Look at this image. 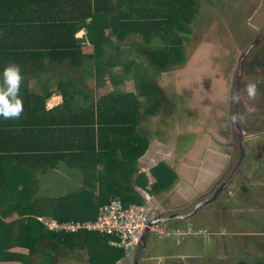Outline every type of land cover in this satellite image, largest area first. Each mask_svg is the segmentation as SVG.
<instances>
[{"label": "trees", "instance_id": "obj_1", "mask_svg": "<svg viewBox=\"0 0 264 264\" xmlns=\"http://www.w3.org/2000/svg\"><path fill=\"white\" fill-rule=\"evenodd\" d=\"M40 2L44 4L45 1L0 0V69L9 63L19 64L25 78L21 117L0 120V199L9 196L17 199L9 212L1 213L8 217L27 214L36 220L45 214L59 223L86 221L96 218L99 207L108 202V194L127 206L142 204L149 195L167 190L169 168L164 163L150 169L154 178L150 185L144 173L136 175L138 187L146 196L126 183L135 172L134 162L144 152V138L137 128L142 114L135 102L141 96L150 102L145 107L148 116L157 115L166 104V96L156 83V77L186 62L184 39L178 28L195 16L194 1L191 0L193 9L187 18L182 14H168L162 15L159 22L151 14H138L136 19L124 14L115 16L116 27L114 22L111 27L106 15L93 13L91 0L86 9L79 12L58 13L55 9L38 12L28 8L31 5L38 7ZM46 2L47 7L54 8L53 0ZM82 27L86 29V35L81 41L76 33ZM130 35L133 37L127 40ZM113 37L117 44L109 53L104 43ZM123 42L125 44L120 45ZM87 43L93 46V53L84 50ZM123 51L136 53L143 59V64H132V60H127L126 67L135 71V75L128 77L129 81L132 78L135 82L131 92L118 90L115 85L124 81L112 74L110 81L114 86L106 87V71L110 74L115 65L109 59L118 58L119 54L124 56ZM87 74L94 77L96 101L92 99L93 89L87 83ZM30 77L38 83L41 92L30 90ZM53 82L63 101L46 109L44 100L55 92ZM41 96L43 99L39 98ZM32 97H38L40 101L33 103ZM171 110L172 107L166 108L165 117ZM55 160V165L64 161L65 166L84 173L94 171V182L90 183L92 176L88 180L86 173L87 179L78 190L56 198L36 197L34 194L39 190L37 173L52 169ZM108 178L115 183L104 186ZM2 180L5 184H1ZM25 221L37 222L32 217L24 220V224ZM2 226L5 230L0 232V246L4 240L12 239L11 232L6 231L7 224ZM39 226V230L45 227L42 223ZM45 228L51 237L68 235L65 231ZM71 236L82 242L81 247L89 248L93 262L100 259L109 239L107 235L87 230ZM13 238L19 245L25 244V240L31 252L38 248V236H29L24 230H19ZM107 247L111 264L125 254L109 244Z\"/></svg>", "mask_w": 264, "mask_h": 264}, {"label": "crops", "instance_id": "obj_2", "mask_svg": "<svg viewBox=\"0 0 264 264\" xmlns=\"http://www.w3.org/2000/svg\"><path fill=\"white\" fill-rule=\"evenodd\" d=\"M44 4L40 2L38 7H35L34 5H31L32 11H46V10H51L55 9L58 11V13H69L70 11L76 10L79 12L80 10L84 11L86 9V6L89 2V0H53V5L54 8L47 7V2L44 0ZM194 2V7L196 9V13L194 17H191L190 21L184 26H179V30L182 31L180 32L181 37L184 39V46L186 50V43L190 42L192 39V31L195 29H198L200 31L205 32L204 38H202L203 44L200 45V47L203 46H211L208 45L207 43L210 41H214V44L218 45L220 49L217 51L221 57H226L227 59H231L230 62H241L242 60H249L251 57H253V62L257 63L253 65L252 69L248 73H242V79L240 82L237 81V95L242 96L245 95V99H242V101L238 102V112L242 110V115L245 117V123L249 126L250 129L248 131L242 130L239 121H238V115L236 113V120L237 123L240 126V132L242 135L241 138L236 137V135H229L230 139H228V142H226L225 139H227L226 136L224 135H213L217 136L216 141L214 139H203L204 137H200L197 140H201L198 144L202 146H199L198 153L197 150L195 149L194 155H192L193 151L186 152L187 156L191 155L193 156V160L197 161V156L200 157L203 155H208L210 153L211 156L217 155V154H224L225 157L227 156V153L222 151L223 148H228V151L232 147V150L229 151V157H233L234 155L236 157H241L242 163L241 166L238 169V175H244L243 176V181L241 183L238 182L236 184L235 189L230 191L228 189L227 193H229L230 201L227 203H224L221 207L217 208L215 213L219 217V222H221L220 226L221 229L220 231L222 232H216L217 234H228L230 237H232L234 242L240 243L241 240L240 238L243 236H247V239H250L249 237H252L256 235L252 231L262 229L260 231V235L262 238H264V183L259 184L258 186L255 185H250V176H251V171H248V168L246 169L247 165L246 163L251 162L250 167L252 166L255 172L261 173L264 171V32L260 33L256 31L249 32L247 35L250 37L245 39L241 36L240 34V23L243 19H245L244 15L242 14L245 11L248 10L249 14L252 15L255 10L259 12L258 16H253L251 18V26L252 30H262L264 29V0H193ZM91 9L93 13L99 14V15H106V20L109 22L111 21V27L112 23L114 22V27H116L117 22L115 16L117 15H130L132 18L130 19H136L135 17L138 14H151L152 17H157V21L161 22L162 15H168V14H182L184 17L188 16L190 12L192 11L193 7H191V0H91ZM256 12V11H255ZM263 13V14H261ZM187 18V17H186ZM250 18V16H249ZM91 18H88V20ZM103 19V20H105ZM176 22L174 21L173 26L175 27ZM113 27V28H114ZM108 29V26H106ZM83 32V36L86 35V29L84 27L80 28L78 32L76 33V36L80 35V33ZM194 33V31H193ZM259 34V35H258ZM258 35V36H257ZM133 36H128L127 40H130ZM108 40V39H107ZM114 44H117V40L115 37L112 38ZM194 40V39H193ZM107 43V41H106ZM125 43H120V45H124ZM87 45H91L88 44ZM250 48V49H249ZM250 50L252 51V54L248 58L245 57V51ZM124 56L118 55V58H114L113 60H110L115 63L114 66L118 65L116 64L119 61H125L122 62V64H126V60L128 58L125 55H128V53L122 52ZM110 56V55H109ZM262 56V57H261ZM261 57V59H260ZM112 59V58H111ZM125 59V60H124ZM140 59V60H138ZM226 59V60H227ZM258 60L256 62L255 60ZM108 61V59H106ZM136 61H139L143 64V59L142 57L135 58ZM133 60V61H135ZM225 60V61H226ZM117 61V62H116ZM113 66V67H114ZM127 66V65H126ZM124 66V72H125V67ZM233 71V70H232ZM107 76L115 75L112 72H109L110 74ZM120 73L122 76L116 75L118 78H123L127 77L126 80H128V77L131 76H126V74L123 73V70ZM166 72V71H165ZM235 72L237 73V69H235ZM234 72V73H235ZM163 73V72H162ZM255 78L251 79L250 78ZM238 77L234 76V84L236 82V79ZM244 79L247 80V82H244ZM124 81V80H123ZM129 81V80H128ZM240 83V85H239ZM248 83H256L257 85V91L254 97H249L246 89V85ZM121 84H125V81L122 83L120 82L119 84L115 86H120ZM233 84V86H234ZM225 86V84H223ZM239 85V86H238ZM233 86H232V91H233ZM108 89V88H107ZM111 89V88H110ZM62 96L61 93L54 92L52 95L47 97L44 101L48 102L50 99H53L54 97ZM63 101V96L62 100ZM60 102V103H61ZM246 102V106L244 105ZM58 103V104H60ZM56 104V105H58ZM54 104L49 105L46 103L45 107L46 109H51L52 107L56 106ZM235 116V115H234ZM228 119V118H227ZM227 119L223 121V125L227 124ZM236 123V125H237ZM249 133V134H246ZM206 136H209L207 134ZM193 140V139H192ZM191 140V142H193ZM204 140V141H203ZM211 141H215L213 144L209 143ZM227 143H232L230 145H226ZM185 153L183 154L184 157ZM182 156V154H181ZM190 156V157H191ZM141 158L143 159V154H141L136 161L134 162V165L136 166L137 161H140ZM192 158V157H191ZM211 158H209L210 160ZM208 158H204L201 160L200 163H198L199 167V174L195 171L191 172L190 166L186 168V166H182L180 164H176V166L168 167L169 171L167 172L168 179L170 180V185L167 190L161 191L162 193L161 196L163 197L164 194H174L175 196L172 199H167L169 202L173 203L175 201V198L177 196V199L184 200V197L187 196L188 202L190 203V198L189 196H192V193H198L200 192L201 187L199 186V189L194 192L192 185L195 184L193 179L197 178L199 176V179L201 177L207 176L210 172L213 171L212 163L217 165L216 160H212V162L209 163ZM55 161H53V165L50 167L52 169H48L47 171H39L37 173V177L40 180V174L42 175H51V174H65L64 172H68L70 176L73 175H78L79 173L81 174V170L75 169L72 166H65L64 161H59L55 165ZM203 162L209 163L207 166H203ZM74 164V163H72ZM224 165V162H223ZM172 166V165H171ZM214 166V167H215ZM104 167V166H103ZM227 165H225L224 168H226ZM140 168V167H139ZM104 169H106L104 167ZM67 170V171H65ZM98 170L101 171L102 168L100 169V166H98ZM73 171L75 174H73ZM104 171V170H103ZM150 171V170H149ZM43 172V173H42ZM79 172V173H78ZM138 174L143 173L142 169H138L136 171ZM136 172H132V176L136 174ZM206 172V173H205ZM218 172V171H216ZM241 172V173H240ZM93 173H95L93 171ZM237 176H235L237 179ZM151 179H148V185L152 184L154 182V178L151 175ZM28 178V177H27ZM149 178V177H148ZM112 179L108 178L107 181L104 183L106 185L109 184H114L115 182L113 181L110 183ZM10 180H7V182ZM59 182H62V178L58 179ZM105 181V180H104ZM172 181V183H171ZM175 181V182H174ZM181 181V182H180ZM94 180L90 181L92 184ZM73 183V181H72ZM109 183V184H108ZM127 183V182H126ZM178 188L172 193L169 192L174 184ZM235 184V182H233ZM245 183L248 184L246 191L242 189L243 187L245 188ZM1 184H5V181L2 180ZM54 185H59L58 182L55 184L52 183L50 180L41 179L40 186L41 188H44L45 186H54ZM95 185V184H94ZM186 187L184 188L185 190L180 193L182 190L183 186ZM231 185V182L230 184ZM77 186V185H76ZM90 186V184H89ZM197 186V185H196ZM224 185H222L223 187ZM249 186V187H248ZM21 187V186H19ZM98 188V185L96 186ZM136 190L140 191L142 195H144V191L136 186ZM221 189V188H220ZM45 191H49L50 188H44ZM177 191L179 192L177 194ZM153 193V192H152ZM221 193V192H220ZM66 193H63L62 191L57 193V192H51L48 193L45 196V198L50 199V198H56V197H61ZM154 194V193H153ZM36 195V193L34 194ZM221 195V194H220ZM219 195V197H220ZM151 196V195H149ZM108 197V202L110 201L109 198L113 197L112 195H107ZM218 194L215 197V199H219ZM46 199V200H47ZM185 201V200H184ZM17 202V199L13 196H9L7 199H0V232L3 226L7 224L9 228L6 230L7 232H11V240H4L0 246V264H111V254L110 250L108 249V244L105 246L101 252V254H104L100 257V260L98 262H93V260L90 259V251L89 248L87 247H81V243L79 240L71 236V234H76V233H66L65 238H57V237H51L48 232H46V226L47 224L53 220L50 218V216L43 214L42 217H39L40 220H36V218L32 215L27 216V214H23L22 216H15V214H12L11 216L13 217H8L5 214L3 215L1 211H8L13 207ZM146 202V200H145ZM168 201L165 203H162L161 201H158L156 205H153L157 212L161 215H175V214H181L184 215L186 213H189L193 210V208H189V211H181L180 209H177V206L174 204H170ZM177 202V201H175ZM210 202V201H209ZM207 202V203H209ZM206 204V203H205ZM207 205V204H206ZM202 206V207H201ZM200 209L197 210L191 217L188 218H183V219H173L171 221H168L165 223V226L167 227H178V228H186V227H203L204 226H197L196 225V219L197 215L200 212L201 209L205 206L204 204L201 205ZM176 211V212H174ZM243 213L241 214L240 212ZM238 215H242V217H247V220L244 222L245 226H249L250 228L247 230H242L241 228L238 227V222L235 223L236 218H238ZM28 217H32L35 219L37 222H30V221H25L26 224H24V220H26ZM236 217V218H235ZM194 218V220H193ZM40 221V222H39ZM195 222V224H194ZM39 223H42L45 225L43 226L42 230H39ZM28 224V225H27ZM31 224V226H30ZM195 225V226H193ZM48 227V226H47ZM252 228V230H251ZM19 230H24L29 236L30 235H36L38 236V241L37 245L38 248L37 250L31 252L30 249L28 248V245L26 241L24 240L23 242L25 244L19 245L16 240L13 238L15 234ZM48 231V230H47ZM211 231V230H210ZM212 232V231H211ZM215 232H212V235L209 236H196V237H188L182 240H178L176 238H169L174 240L176 244V248H174L175 252H172L168 258L171 259V261H167L169 264H182L183 262H198L199 258L201 259L202 256L199 255V251L201 248H203L206 245V241H210L211 238L215 237ZM1 237V234H0ZM27 238V237H26ZM246 238V237H245ZM166 239V238H165ZM224 237L222 238L223 241ZM148 240L149 238L146 237L144 240V244L140 245L136 250L140 249L142 252L146 253L148 250ZM188 240H192L193 243H195V246L193 249H190L187 244H185ZM264 241V240H263ZM106 245V244H105ZM249 246L251 244L249 243ZM264 248V242L262 244ZM139 250V251H140ZM178 250V251H176ZM135 252V251H134ZM131 252L125 253L122 257L120 258H128L129 254ZM198 254V255H197ZM4 255H7L6 257H3ZM144 258L141 257L142 261ZM153 260V256L151 257H146L144 261H146V264H151L150 261ZM114 264H124V261L121 259L117 260ZM134 264H139L138 262H134ZM165 264V262H164Z\"/></svg>", "mask_w": 264, "mask_h": 264}, {"label": "rangeland", "instance_id": "obj_3", "mask_svg": "<svg viewBox=\"0 0 264 264\" xmlns=\"http://www.w3.org/2000/svg\"><path fill=\"white\" fill-rule=\"evenodd\" d=\"M255 11L252 12V15H250L248 10L246 11L245 7V11L242 13L245 19H243L240 23L239 32L245 39L250 37L249 35H247L249 32L256 31L260 34L264 31V29L252 30V27L250 28L251 18L253 16L259 15V12L257 10ZM193 31V37L191 41L189 43H186V62L180 65H176L172 69L159 75L157 74L156 83L164 91V94L166 96V104L162 106L163 108L160 109L159 113L154 116H148V114L146 115L145 107H147L148 104L150 105V102L142 96L138 98L139 101L135 102L138 107L139 114H142V118L139 119L137 128L138 130H141L140 133L144 138V152L142 153L143 159L141 158L140 161H137L138 163H136V166L133 167L135 172L138 169H142V171H144L143 173L147 178L149 177L148 179L150 180L151 173L149 170L161 163H164L166 166L169 165L168 167L171 168L173 166H176V164L186 166V168L190 166L192 170L190 171V173L193 171H198L197 173L199 174L200 170L198 167V163H200L201 160H203L204 158H208L209 160V158H211L209 160V163L212 162V160H216V166L214 163L211 164L214 171L213 173L210 172L207 176L201 177L200 179L199 176L193 179L195 180V184L192 185V187L194 188L193 191L196 192L199 189V186L201 187V190L200 192L198 191L197 194L192 193V196H189L190 201L192 200L190 203H186L188 202L186 201L187 196L184 197L185 201L177 199L176 196L175 201L177 202L174 201L173 203H171V201L169 202V200L172 199L175 195H168L167 193H163L162 197L160 194L162 193L161 191L151 194V196H148L146 198V201L151 202L153 205L158 204V201H161L162 203L168 201L170 204L176 205L177 209H180L181 211H189V208L195 207L199 199L205 197L209 198L207 200H210V202L206 203L207 205L204 204L205 206L203 207V209H201V213L199 212L197 215L196 225L204 226L206 229L215 232V237L211 238L210 241L207 240L206 245L198 250L199 255L202 256L201 259H198V262L192 261L190 263L189 261L183 262L182 264H264V248L262 246L264 238H262V236L260 235V231H262V229L252 231L256 235L249 237L250 239H247V236H243V238L241 237L240 243H232V237H230V235L228 234L216 233H224V231H220L223 228H221V222H219V217L215 213L216 209L221 207L224 203L230 201L231 197L229 196V193H227L228 189H230V191L232 192V190L235 189L236 184L243 181L244 175H242L241 172V175H238V167H240L239 164L241 162V157H236L235 155L233 157H229V151L232 150V147L229 151L228 148H223L222 151L227 153L226 157L224 154H217L213 156H211L212 153L208 155L205 154L203 156H201L200 154V157L197 156V161H195L193 160V156H187L186 154V152L193 151L192 155H194L195 149L197 150L196 153H198L199 148H201L199 146H202V144H198L201 140H197L200 137H204L203 139L207 140H215L217 136L213 135L220 134L226 136L227 139L225 140L226 142H228V139H230L229 135H236V130L233 126L234 118L232 117V114H234V104L232 102V86L235 80L234 76L237 77L235 69H238V63L234 61L230 62L231 59L229 60L226 57L222 58L221 55H219L217 52L220 47L214 44V41H209L207 43L211 46L200 47V45L204 43L202 42V38H204L205 32L198 29H195ZM80 36H83V32L80 33ZM104 45L106 46V51L112 53V49L115 46L112 38L107 42V44L104 43ZM84 50L88 53H93L94 51L92 45H86L84 47ZM124 53H128V55L125 56L128 58V60H132L130 61L132 64L139 63V61L135 60V58L139 57L136 53H129L128 51H124ZM133 59L135 61H133ZM110 60L114 61V58ZM255 61L258 62L257 59ZM122 62H117L116 64L118 65L112 67L110 69V72L115 75L122 76L120 73H122L121 71L123 70V73L126 74V76L135 75V71L129 67H125L124 72V66L127 65V62L126 64H122ZM254 64L257 65V63L253 62V57H251L249 60H247L245 66L243 67V73H248L252 69ZM107 77L108 83L106 84V87L110 89L114 85L111 84L110 76ZM130 79L132 81L126 80L125 77L120 78L119 81L124 80L125 84H121L117 87V89L125 92H131L129 90H134L135 82L132 78ZM251 79L255 78L252 77L249 80ZM28 82L31 84L30 90L37 93L41 92L40 86L37 82H34V78L30 77ZM244 82H247V80L244 79ZM87 83L93 89L92 99L93 101H96L97 93L94 89L95 82L92 74H87ZM52 84H54L52 86V90L58 92L59 89L55 86L56 83L53 82ZM223 84H225V86ZM23 93L24 92H22V97ZM130 97L131 99H135L134 95H130ZM39 98L43 99L42 96ZM39 98L32 97V102L37 103V100L40 101ZM239 99L240 101H242V99H245V95L239 96ZM61 100L62 96L59 95L57 98L54 97L48 102L44 101V104L47 103L48 106L52 104L56 105L60 103ZM244 103V105L246 106V102ZM168 107H172V110L171 112H169L168 117H165L164 111ZM242 113V110H240L239 112L237 110V119L240 125H242L241 129L248 131V129L250 128L245 123V117H243ZM225 119H227V124L223 125L222 123ZM235 121L237 123V120ZM237 125L239 127L238 123ZM207 134H209V136H206ZM191 140L193 142H191ZM215 141L208 142L213 144ZM231 144L232 143H227L226 145L231 146ZM185 150L187 151L185 152ZM184 153L185 155L183 157ZM209 163L203 162V166L206 164L208 166ZM250 164L251 162L246 163V169L248 168V171H251L249 181L250 185L252 184L258 186L259 184L264 183V171L261 173H259V171L255 172L253 167H250ZM225 165H227L226 168H224ZM164 167L165 166H163L162 168ZM234 171V175H238L237 179H235L236 177H234L231 181V185L226 184L227 180L233 175ZM64 173L65 174L55 173L51 175L40 174L39 190L36 192L35 196L43 198L47 195V192L59 193L61 191L68 194L72 191L80 189L85 183L84 179H87V172L84 173V171H81V174L78 172V175L76 174L73 176L67 174L69 173V171ZM73 174H75L74 171ZM87 175L89 178L88 180H90V176H92V179L95 177V175H93V171H89ZM136 175L139 176L140 174L136 172V174L134 176H131L127 182V185L132 186L134 189L136 186H138V181L135 179ZM47 178L54 184L58 182L59 185L45 186L44 188H50L49 191H45L44 188H41L40 183L41 179L44 180ZM60 178H62V182L58 181V179ZM233 182H235V184ZM222 185L224 186L222 187ZM247 185L248 184L245 183V188L243 187L242 189L246 191ZM175 187L177 189L178 184L177 186L174 184V186L172 187L173 189H171L169 192L172 193L173 191H175ZM185 187L186 185L183 186L180 193L185 190ZM217 190L218 197L221 194L219 199H215L214 197L215 195H217L214 194ZM178 193L179 192L177 191V194ZM144 196H146L145 193ZM113 198L114 197H111L109 198V200ZM240 213L242 214L243 211ZM246 220V216L242 217V215H238L235 223L238 222V227L242 230H247V228L249 229L250 227L245 226L244 222ZM147 237L149 238V247L146 253L138 249L135 250V252L131 251L128 258L124 257L119 259L124 261V264H134V262H138L139 264H146V261H144L145 258L153 256V260H151L150 263L159 264V257H164L165 264H168L167 261L170 262L171 259L167 256H169L172 252H175L174 248H176V244L174 240L169 238L160 239L154 234H148ZM223 237L224 239L222 241ZM249 243L251 244V246H249ZM185 244H187L190 249H193L195 246V243H193L192 240H188ZM143 254L144 258L142 261L141 257H143ZM102 255L104 254H101V256ZM99 260L100 259L98 258L97 261ZM97 261L94 259V262Z\"/></svg>", "mask_w": 264, "mask_h": 264}, {"label": "built area", "instance_id": "obj_4", "mask_svg": "<svg viewBox=\"0 0 264 264\" xmlns=\"http://www.w3.org/2000/svg\"><path fill=\"white\" fill-rule=\"evenodd\" d=\"M160 216L149 201L142 204L131 203L126 206L119 199L113 198L99 207L95 219L64 223L51 220L47 226L50 230L66 233L87 230L107 235L109 236L108 244L125 253L135 251L148 234H154L160 239L176 238L178 240L212 234L203 227H167L164 222L158 221Z\"/></svg>", "mask_w": 264, "mask_h": 264}, {"label": "clouds", "instance_id": "obj_5", "mask_svg": "<svg viewBox=\"0 0 264 264\" xmlns=\"http://www.w3.org/2000/svg\"><path fill=\"white\" fill-rule=\"evenodd\" d=\"M24 75L19 64L9 63L0 69V120H17L24 111L22 87ZM249 97H254L257 91L256 83L246 85ZM238 99V95L233 97ZM166 223V222H164ZM164 257H159V264H164Z\"/></svg>", "mask_w": 264, "mask_h": 264}, {"label": "flooded vegetation", "instance_id": "obj_6", "mask_svg": "<svg viewBox=\"0 0 264 264\" xmlns=\"http://www.w3.org/2000/svg\"><path fill=\"white\" fill-rule=\"evenodd\" d=\"M264 32V31H263ZM264 34V33H263ZM250 49V48H249ZM252 54V51H250V50H246L245 51V57L246 58H248V55L250 56ZM249 59V58H248ZM246 60H242L241 62H238V69H237V79H236V82H235V84H234V86H233V91H232V97H234L235 95H237V90H238V88H237V81L238 82H240L241 81V79H242V73H243V67L245 66V64H246ZM239 85H240V83H239ZM238 85V86H239ZM232 102H233V104H234V114H232V117L234 118L233 119V126H234V129L236 130L235 131V133H236V137H242V136H240V135H242L241 134V132H240V126L238 127V125H236V113H237V110H238V102H239V99H234V98H232ZM235 115V116H234ZM241 163H242V159H241V162H240V164H239V166H241ZM239 168V167H238ZM235 171H234V173H233V175L227 180V182H226V184H229L231 181H232V179L235 177ZM218 192V190L214 193V194H218L217 193ZM217 195H215L214 197H216ZM207 199V197H205V198H201V199H199L198 201H197V203H199V202H201V201H207L206 200ZM213 200V199H212ZM207 202H209V201H207ZM206 203V202H205ZM202 207V206H201ZM201 207H199V208H197V210H199ZM194 209V208H193ZM196 210V211H197ZM175 215H179V214H175ZM210 231V230H209ZM212 235V234H211ZM209 236V235H208Z\"/></svg>", "mask_w": 264, "mask_h": 264}, {"label": "water", "instance_id": "obj_7", "mask_svg": "<svg viewBox=\"0 0 264 264\" xmlns=\"http://www.w3.org/2000/svg\"><path fill=\"white\" fill-rule=\"evenodd\" d=\"M78 38L81 41L83 40V36L81 37L79 35ZM207 199H209V198H207ZM207 201H210V200H207ZM207 201H201V202L197 203L195 205L194 209L191 212L186 213L184 215H181V214H179V215H164V214H161V216L159 217L158 221L159 222H168V221H171L173 219H178V218L183 219V218L191 217L196 212L197 208H199L201 205L205 204V202L207 203ZM143 244H144V241H142L141 245H143Z\"/></svg>", "mask_w": 264, "mask_h": 264}]
</instances>
